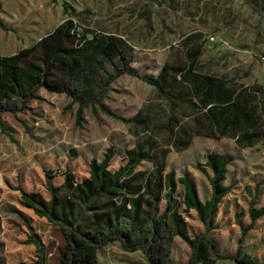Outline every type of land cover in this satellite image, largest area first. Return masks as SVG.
<instances>
[{"label":"rangeland","instance_id":"1","mask_svg":"<svg viewBox=\"0 0 264 264\" xmlns=\"http://www.w3.org/2000/svg\"><path fill=\"white\" fill-rule=\"evenodd\" d=\"M262 2L263 0H255ZM67 18L81 29L117 34L132 47L133 62L139 73L154 72L161 57L180 53V45L199 42L205 46L202 67L213 74H227L243 80L256 76L261 61L250 51L264 46V22L242 0H0V54L11 55L34 46L45 34ZM207 35L218 41L210 43ZM34 56L39 54L36 49ZM252 56V59L249 58ZM150 95L149 86L137 77L124 74L109 86L102 103L116 114L130 116L137 105ZM70 103L65 94L49 93L40 88L22 111L0 115V264H19L35 259V246L26 243L28 232L20 215L30 219L34 231L46 246L47 264H55L57 249L62 244L58 230L45 218L37 217L21 201V187L25 191H39L48 197L45 172L51 170L55 185L62 182V172L69 169L78 180L88 176L91 158L101 160L108 147L115 154L109 168L122 164L124 152L139 140L132 128L112 118L95 106L83 110V120L75 123L77 104ZM1 124L11 128L16 142L1 130ZM146 136V134L144 135ZM139 139V140H138ZM153 140L165 144V132L158 129ZM146 145V141H144ZM71 149L75 155H71ZM218 152L231 158L226 166L224 184L230 186L218 205L215 227L209 236L222 254L236 255L238 250L249 254L258 264H264V214L241 237L242 229L250 222L248 207H264V143L249 148L238 147L230 139L195 138L183 151L170 148L165 171H173L177 182L175 198L182 201L183 186L177 181L186 176L196 186L204 187L199 198L207 201L211 195L208 182L210 172L204 165L206 155ZM157 152L156 158L159 159ZM152 165L141 162L135 170L149 171ZM165 199L158 200V212L165 207ZM179 212L190 235L201 233L204 226L194 210ZM240 240H242L240 242ZM171 257L185 263L190 248L180 237L171 241ZM98 264H145L140 251H124L112 242L97 252ZM216 264H239L221 259Z\"/></svg>","mask_w":264,"mask_h":264},{"label":"trees","instance_id":"2","mask_svg":"<svg viewBox=\"0 0 264 264\" xmlns=\"http://www.w3.org/2000/svg\"><path fill=\"white\" fill-rule=\"evenodd\" d=\"M242 1L264 22V0ZM36 49L39 54L34 56L32 52ZM187 55L190 64L184 75L181 66L167 64L156 75L141 74L131 66L134 59L132 47L123 37L81 29L72 18L58 24L34 46L11 55L0 54V115L22 111L35 92L42 88L70 98L66 110L77 104L74 111L76 125L79 126L83 120L84 108L90 106L95 112L97 105L104 114L128 124L141 139L125 150L122 164L115 170L109 168L115 151L113 147H108L101 160H89L88 176L80 180L65 169L62 182L55 185L51 176L53 171L45 172L47 198L39 191L16 188L20 191L22 203L58 230L62 244L57 249L55 264H98V250L112 242H118L127 252L140 251L145 264H182L171 257L170 246L175 236L190 248V255L183 264H216L221 259L239 264H258L249 254H241L240 250L236 255L220 253L216 242L209 236L215 227L218 205L230 191V186L224 184L230 157L218 152L206 155L204 165L211 170L212 176L208 179L211 195L205 202L200 200L197 191V187L203 189L202 181L198 180L196 187L188 177H179L177 181L183 186L180 202L174 196L177 187L174 172H164L169 149L185 150L192 137L191 129L181 123L176 111L177 103L190 95L181 86V80L187 79L196 97L202 95L203 104L212 99H229L234 93L235 85L232 91L224 90L222 80L192 73L198 52H188ZM178 71L180 80L175 77ZM124 74L150 84L156 98L165 101L166 109L159 104V108L157 104H150L146 109H139L134 116L125 118L105 106L102 100L110 84ZM212 84H215L214 87ZM219 120L216 119V128L220 135H224L227 126L221 128ZM158 129L165 132L164 145L153 140L158 135ZM228 129L231 130L228 134H234L243 126L233 118ZM1 130L12 142H16L9 126L1 124ZM256 136L259 134L242 133L236 142L238 145L250 144ZM70 151L71 155H75L73 149ZM157 152L160 153L159 159L156 158ZM143 161L150 163L151 169L136 171L135 168ZM161 197L166 202L163 211L158 212L157 203ZM253 203L251 200L248 207L251 222L242 229L241 237L264 214V207L255 208ZM181 206L185 212H196L204 226L203 232L188 233L186 222L179 212ZM14 211L20 215L28 232L26 243L35 246V259L19 264H47L46 246L34 231L30 219Z\"/></svg>","mask_w":264,"mask_h":264},{"label":"crops","instance_id":"3","mask_svg":"<svg viewBox=\"0 0 264 264\" xmlns=\"http://www.w3.org/2000/svg\"><path fill=\"white\" fill-rule=\"evenodd\" d=\"M190 40L191 39L188 37L187 42L183 45H180L179 54L177 53V55H171V53L168 52V54L161 57L159 66L156 67L154 72L142 73L147 75H156L160 68L163 65L167 64L175 67L181 66V68L183 69L181 73H183L184 75L186 68L190 64V57L187 55V53H193V51H197L198 55L197 57H195L192 73L208 75L222 80L224 82V90L230 89L232 91V86L235 85L234 93H232L229 99H225L222 101L212 99L207 100L205 104H203L202 95L200 94L199 97H196L193 94L192 86L187 82V79L185 78L184 80H181V86L185 91H188L190 95L184 96L183 100L177 103L176 111L178 112L177 115L181 119V123L185 124L186 127L191 129L192 137L189 146L192 144L193 139L198 137L211 140L230 139L235 142L238 147L241 148H249L254 146L256 143H264V106L262 104V100H264V62L261 60V57L264 56L263 47H261L259 51H250V54H253L254 56H257L259 58L262 65L261 69H257L255 67L257 63L253 62L256 76L249 79H240L239 81H237L236 78L232 80V76L230 75H217L208 70H205L202 67L201 62L202 55L206 50L205 46L201 45L199 42L190 43ZM132 47L136 48L135 46ZM253 55H249V58L252 59ZM133 68L136 70L138 69V67ZM179 73L180 71H178L175 76L177 80L181 79ZM146 84L150 88V95L142 100V102L137 105L134 112L126 118L134 116L139 109H141L142 107H145L146 109V107L150 104H157V106L159 104L162 106V108L166 109L165 101L157 99L154 88L150 84ZM213 85L215 84H212V86ZM244 117H247V119L244 120ZM233 118H236L238 120L239 125L243 126V129L234 134H228L229 132H231V130L228 129V125ZM216 119H220L219 121L221 128L227 126V128H225L226 133L224 135H220L219 129L216 128ZM242 133L247 135L259 134V136L254 137V140H252L250 144L238 145L236 139ZM208 170L210 172V176H212L211 170Z\"/></svg>","mask_w":264,"mask_h":264},{"label":"built area","instance_id":"4","mask_svg":"<svg viewBox=\"0 0 264 264\" xmlns=\"http://www.w3.org/2000/svg\"><path fill=\"white\" fill-rule=\"evenodd\" d=\"M206 40L210 43L218 41V38L214 35H207ZM261 60L264 62V56L261 57Z\"/></svg>","mask_w":264,"mask_h":264},{"label":"water","instance_id":"5","mask_svg":"<svg viewBox=\"0 0 264 264\" xmlns=\"http://www.w3.org/2000/svg\"><path fill=\"white\" fill-rule=\"evenodd\" d=\"M262 104H263V106H264V100H262Z\"/></svg>","mask_w":264,"mask_h":264}]
</instances>
